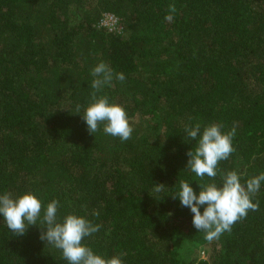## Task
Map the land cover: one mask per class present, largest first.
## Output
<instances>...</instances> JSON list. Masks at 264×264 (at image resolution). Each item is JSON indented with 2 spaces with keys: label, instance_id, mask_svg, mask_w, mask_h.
I'll list each match as a JSON object with an SVG mask.
<instances>
[{
  "label": "trees",
  "instance_id": "obj_1",
  "mask_svg": "<svg viewBox=\"0 0 264 264\" xmlns=\"http://www.w3.org/2000/svg\"><path fill=\"white\" fill-rule=\"evenodd\" d=\"M103 14L121 34L98 26ZM101 62L113 79L97 96L124 107L127 141L82 119ZM213 123L235 128V151L200 178L187 153ZM229 171L242 184L264 173V0H0V195L36 194L41 218L59 201V221L101 225L82 243L123 264H264V182L259 210L212 241L173 198L180 180L199 195ZM41 227L17 236L0 216V264H69Z\"/></svg>",
  "mask_w": 264,
  "mask_h": 264
},
{
  "label": "clouds",
  "instance_id": "obj_2",
  "mask_svg": "<svg viewBox=\"0 0 264 264\" xmlns=\"http://www.w3.org/2000/svg\"><path fill=\"white\" fill-rule=\"evenodd\" d=\"M176 12L175 5H169V14L165 20L171 22ZM93 81L91 88L92 102L85 109L82 119L86 122L90 134L99 130L100 124H104L103 131L113 137H119L121 141L131 138L133 128L129 124V118L122 105L110 103L107 95L97 96L103 87L113 79V70L108 64L101 62L92 69ZM116 79L123 82V73L115 74ZM80 105L76 106V112H80ZM223 124L213 123L204 128L195 149L187 153L189 157L187 169H190L198 177L207 175L210 178L217 176L219 161L227 160L235 151L232 141L235 136V128L228 132H222ZM187 135L196 140L201 133L200 124L186 126ZM264 182V173L241 183V177L236 171H229L223 175V183L199 185L200 192L196 195L190 183L180 180L181 191L174 199L180 200L181 206L188 207L193 215V226L198 231L205 232V238L209 241L218 239L224 232H230L232 226L245 218L249 212L259 210V201L253 202V197L259 191ZM165 186L155 185V191L161 192ZM59 201L52 200L47 204L41 218L42 201L37 195L28 192L20 197L13 198L12 193L0 195V216L3 217L8 229L17 236L24 235L29 226L45 225L40 239L62 250L63 257L69 264H123L120 255L105 258L94 254L93 250L82 243L86 237L97 233L101 227L93 224L85 217L69 214L63 221L58 220L57 212ZM201 206H205L201 213ZM98 215V213H94ZM122 255V254H121Z\"/></svg>",
  "mask_w": 264,
  "mask_h": 264
},
{
  "label": "built area",
  "instance_id": "obj_3",
  "mask_svg": "<svg viewBox=\"0 0 264 264\" xmlns=\"http://www.w3.org/2000/svg\"><path fill=\"white\" fill-rule=\"evenodd\" d=\"M107 19L110 20V24H105V20ZM98 26L106 29L110 33L121 34L122 32V29L118 23V19L113 15L103 14Z\"/></svg>",
  "mask_w": 264,
  "mask_h": 264
},
{
  "label": "rangeland",
  "instance_id": "obj_4",
  "mask_svg": "<svg viewBox=\"0 0 264 264\" xmlns=\"http://www.w3.org/2000/svg\"><path fill=\"white\" fill-rule=\"evenodd\" d=\"M105 24H110V20H108V19H107V20H105ZM201 248H202V247H201ZM201 248H199V250H198V251H200V250H201ZM204 253H205V251H203V252H202V251H200V252H199V257H200V258H203V257L205 258V256H206V255H205Z\"/></svg>",
  "mask_w": 264,
  "mask_h": 264
}]
</instances>
